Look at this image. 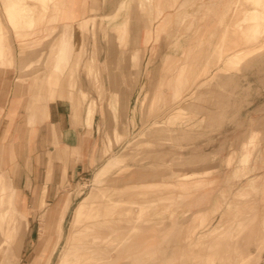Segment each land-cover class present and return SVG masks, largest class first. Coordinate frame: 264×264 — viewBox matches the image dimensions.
<instances>
[{
  "label": "rangeland",
  "instance_id": "1",
  "mask_svg": "<svg viewBox=\"0 0 264 264\" xmlns=\"http://www.w3.org/2000/svg\"><path fill=\"white\" fill-rule=\"evenodd\" d=\"M174 1L103 0L71 25L63 0H0V67L89 127L97 115L98 167L40 201L68 200L55 250L73 200L51 264H264V0ZM255 7L253 28L228 26Z\"/></svg>",
  "mask_w": 264,
  "mask_h": 264
},
{
  "label": "crops",
  "instance_id": "2",
  "mask_svg": "<svg viewBox=\"0 0 264 264\" xmlns=\"http://www.w3.org/2000/svg\"><path fill=\"white\" fill-rule=\"evenodd\" d=\"M102 1L63 0L57 20L74 25L95 13L93 6L98 7L97 3ZM163 1L170 8L176 5L174 0ZM170 8L166 13L170 14ZM16 69L0 67V175L7 174L14 188L23 232L17 249L11 245L12 236L0 232V264H14L16 257L18 264H51L64 238L65 220L73 200H69L64 235L55 250L61 210L68 200L43 208L40 201L42 197H58L62 193L56 191L65 180L77 181L98 167L97 115L91 127L86 125L83 114L75 120L68 109L69 99L58 94L51 98L49 93L39 99L30 80H17L13 72ZM37 100L44 101V107L33 108L32 103ZM52 189L55 191L50 193ZM22 218L26 220L22 222Z\"/></svg>",
  "mask_w": 264,
  "mask_h": 264
},
{
  "label": "bare ground",
  "instance_id": "3",
  "mask_svg": "<svg viewBox=\"0 0 264 264\" xmlns=\"http://www.w3.org/2000/svg\"><path fill=\"white\" fill-rule=\"evenodd\" d=\"M233 1V0H232ZM226 9V8H225ZM227 13V12H226ZM193 14V13H192ZM259 17V11H258V8L255 7L253 9H250V8H247V9H244L242 11V15L241 17H239L237 20L234 21V24L230 25V23H228V26L229 27H235V28H241L242 29H251L253 28V25H250V24H247V21H251V20H255V19H258ZM232 23V21H231ZM30 25H33V27L36 25V23L32 20L30 23ZM216 28V27H215ZM215 31V30H214ZM7 178V182L10 184L11 186V183H10V180H9V176L6 174ZM11 178V177H10ZM6 185V183L4 184ZM5 188V187H4ZM10 195V198H9V204L12 206V207H15V203H14V193H11L9 194ZM107 195V194H106ZM101 201V200H100ZM93 202V201H92ZM2 203H0V206H1ZM88 206V205H87ZM99 207V206H96L95 204L92 205L89 209H86L84 210V214H86V216L88 218H92V219H95L97 216H98V212L96 210V208ZM11 208V207H10ZM107 209V208H106ZM95 223V222H94ZM120 226V225H119ZM20 227L21 226H17L16 224L12 225V231H13V235H17V234H14L15 232H17L18 230H20ZM108 227V226H107ZM105 228V227H104ZM112 228V227H111ZM120 229V228H119ZM109 231V230H108ZM88 233V232H87ZM115 233V232H114ZM113 234V233H112ZM13 235H11L10 233V236L13 237ZM73 235V234H72ZM76 235V234H75ZM89 235V234H88ZM79 236V235H78ZM113 237V236H112ZM2 238V237H1ZM73 238V237H72ZM108 239V238H107ZM118 239V238H117ZM11 240V239H10ZM86 240V239H85ZM104 240V239H103ZM6 241V240H5ZM98 241V240H97ZM101 241V240H100ZM77 242V241H76ZM95 242V241H94ZM103 242V241H102ZM95 244V243H94ZM79 254H83L84 256H91V255H95V254H99V250L98 249H95V248H79Z\"/></svg>",
  "mask_w": 264,
  "mask_h": 264
}]
</instances>
